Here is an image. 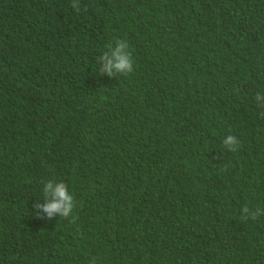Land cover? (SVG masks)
<instances>
[{"label": "trees", "instance_id": "obj_1", "mask_svg": "<svg viewBox=\"0 0 264 264\" xmlns=\"http://www.w3.org/2000/svg\"><path fill=\"white\" fill-rule=\"evenodd\" d=\"M0 264H264V0H0Z\"/></svg>", "mask_w": 264, "mask_h": 264}, {"label": "clouds", "instance_id": "obj_2", "mask_svg": "<svg viewBox=\"0 0 264 264\" xmlns=\"http://www.w3.org/2000/svg\"><path fill=\"white\" fill-rule=\"evenodd\" d=\"M72 7L79 11L80 9L73 4ZM125 47L124 44H120L116 50L113 52V60H109L105 65V71L108 72L110 75L112 74V69L115 68L118 72H127L131 71V64L129 58L126 54L122 53V49ZM235 140L233 137L229 136L226 143L232 144ZM235 149H233L234 151ZM51 192L52 194V201L37 207H43V210L48 214L49 217L53 215V213H60L63 216L69 215L71 210V196L68 194L66 186L63 183L57 184L55 188L51 182H49L45 187V195ZM246 211V209H245Z\"/></svg>", "mask_w": 264, "mask_h": 264}]
</instances>
